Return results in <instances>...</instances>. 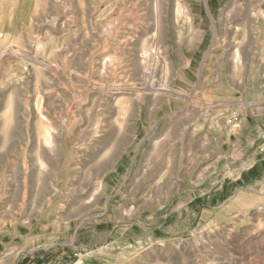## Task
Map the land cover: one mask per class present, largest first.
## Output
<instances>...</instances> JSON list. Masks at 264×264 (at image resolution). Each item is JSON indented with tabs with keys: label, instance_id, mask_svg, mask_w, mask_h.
<instances>
[{
	"label": "rangeland",
	"instance_id": "374dc122",
	"mask_svg": "<svg viewBox=\"0 0 264 264\" xmlns=\"http://www.w3.org/2000/svg\"><path fill=\"white\" fill-rule=\"evenodd\" d=\"M0 34V264H264V0H0Z\"/></svg>",
	"mask_w": 264,
	"mask_h": 264
},
{
	"label": "built area",
	"instance_id": "2783aa9c",
	"mask_svg": "<svg viewBox=\"0 0 264 264\" xmlns=\"http://www.w3.org/2000/svg\"><path fill=\"white\" fill-rule=\"evenodd\" d=\"M263 86H264V76H263ZM238 123H239V118L237 116L232 115L227 119V124L232 127H237Z\"/></svg>",
	"mask_w": 264,
	"mask_h": 264
},
{
	"label": "bare ground",
	"instance_id": "6f19581e",
	"mask_svg": "<svg viewBox=\"0 0 264 264\" xmlns=\"http://www.w3.org/2000/svg\"><path fill=\"white\" fill-rule=\"evenodd\" d=\"M1 35V34H0Z\"/></svg>",
	"mask_w": 264,
	"mask_h": 264
}]
</instances>
